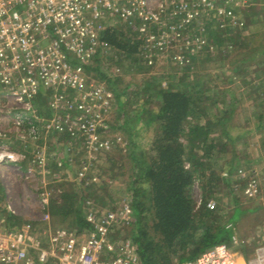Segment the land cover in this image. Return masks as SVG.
I'll return each instance as SVG.
<instances>
[{
    "label": "built area",
    "instance_id": "built-area-1",
    "mask_svg": "<svg viewBox=\"0 0 264 264\" xmlns=\"http://www.w3.org/2000/svg\"><path fill=\"white\" fill-rule=\"evenodd\" d=\"M208 12L243 24L232 5L216 0H0V166L8 162L19 169L20 162L27 161L26 177L39 178L38 221L46 222L45 226L33 220L12 226L0 222V264H143L128 231L133 218L129 197L101 204L83 193L87 224L73 228L52 224L50 182L62 181L65 173L61 167H50L45 139L64 136L70 145L80 141L83 156L78 153L77 178L81 190H87L101 173L93 160L111 147L117 102L107 78L94 76V63L107 58L112 49L116 60L125 56L108 40V33L136 44L138 56L152 63L153 48L166 52L177 45L192 50L206 45L208 40L194 30L183 37L180 31L187 30V24L204 29ZM127 29L138 33L136 40L126 35ZM173 58L189 60L183 51H176ZM38 96L47 99L50 114L35 101ZM6 126H13L21 140H41L44 145L36 144L33 156L15 150L1 140L7 137L1 129ZM56 148L62 150L60 145ZM62 158L73 163L71 155L70 160ZM222 175L247 178L244 193L259 192L256 175L244 167L224 170ZM202 195L197 205L202 204ZM207 206L214 208L216 201L208 199ZM9 208L15 214L10 204ZM233 239L238 240L236 235ZM242 260L233 247L219 242L180 264H264V243Z\"/></svg>",
    "mask_w": 264,
    "mask_h": 264
},
{
    "label": "rangeland",
    "instance_id": "rangeland-1",
    "mask_svg": "<svg viewBox=\"0 0 264 264\" xmlns=\"http://www.w3.org/2000/svg\"><path fill=\"white\" fill-rule=\"evenodd\" d=\"M216 1L232 5L237 20L242 21L243 24H238L227 16L208 12L203 16L204 29H200V24H196V27L187 24L188 29L180 31L181 37L186 33H192V30L202 35L208 40L203 47L194 46L192 50L191 47L185 48L177 45L178 47H169L166 52H156L153 48L150 50L151 53L155 51L152 63L138 56L137 50L130 52L122 47L120 49L125 53L122 59L116 60L114 58L115 49H112L109 50L107 58L94 63L96 79L111 78L113 84L109 83V85L118 92L115 106V120L118 128L114 129L111 134V147L93 160L96 168L98 167L97 172L101 173L97 175V179L90 182L87 190H81L82 187L77 178V165L80 162V155L83 156L80 141H74L70 145L64 136L46 137V151L51 157L50 167L53 169L61 167L65 173L62 181L50 182L52 184L51 199L61 201L63 193L64 197L75 194V198H79V194L86 193L98 203L103 204L118 197L129 196L128 193L131 191L128 185L135 170L131 149L136 144L137 151H148L154 135V128L145 124L148 112L141 113V110L144 107L154 108L158 104L160 88H178L179 85L184 87L185 82H188L191 88L198 86L199 97L204 99L206 106L212 107L216 106L215 100H218L220 107L224 104L228 105L227 100L231 97L227 93L221 94L222 90L237 89L238 96L243 100L238 103L232 115V127L233 124L236 125L232 133L236 136L239 128L251 131L237 141L226 140L223 144H219L220 146L218 145L217 152L210 160L211 165L214 163L213 160H216L215 165L209 166L204 179L196 180L193 193L195 199L202 193L203 201L204 198L216 201V206L209 208H218L222 222L227 226L231 223L228 227L235 226L234 235L238 239L235 243V248H237L235 251H241L246 257L258 245L264 243V128L256 127L258 119L253 112L256 108H254V99L251 96L247 97L244 91L246 87L244 78L247 72L232 70V66L239 63V60L247 53L258 54L259 59L264 58V0ZM125 32L131 40H136L135 36L138 33L134 30L127 29ZM213 33H218L222 39L215 40ZM120 41L125 42V40ZM240 41H243L244 45H239ZM138 48L140 49V45ZM176 51L185 52L191 61L184 63L176 61L173 58ZM247 62H249V69L260 68L259 65L255 66L256 61L250 58L240 65L246 68ZM209 95L211 97H208ZM35 101L43 103L41 109L44 113H51L45 97L38 96ZM139 114L140 119H137ZM1 129L7 134V137L1 140L8 142L15 150L28 153L30 156H33L36 144L44 145L41 140L37 142L32 139L21 140L15 134L16 129L13 126ZM58 145L62 147V150L56 148ZM69 155H71L72 164L62 158L65 156L69 159ZM232 162L236 163L234 169L243 166L248 171L253 170L260 184L256 195L251 196L244 193L243 188L248 182L247 178L236 179L234 185L233 180L226 182L221 179L222 164L229 165ZM26 164V160L20 162L19 169L8 162L0 166V221H7L10 204L16 210L18 224L33 220L38 225L45 226L46 222L38 221L41 216V203L37 189L39 178L38 176L26 177L23 172ZM206 183L212 186L207 196L204 195L203 187ZM72 212L63 215L51 213L52 224L78 227L73 221Z\"/></svg>",
    "mask_w": 264,
    "mask_h": 264
},
{
    "label": "trees",
    "instance_id": "trees-1",
    "mask_svg": "<svg viewBox=\"0 0 264 264\" xmlns=\"http://www.w3.org/2000/svg\"><path fill=\"white\" fill-rule=\"evenodd\" d=\"M213 37L215 40L222 39L218 33H213ZM107 38L112 44L130 52L137 49V45L128 40L120 41L123 39L116 32L108 33ZM238 44L244 45L243 41ZM248 58L256 61L255 66L259 65L260 68L249 69V62L243 68L240 64ZM241 60L232 66V70L247 72L244 91L247 97L254 99L256 108L253 112L258 119L256 127L264 128V58L247 53ZM107 81L113 84L111 78H107ZM188 84L185 82L184 87L179 85L178 88H160L158 104L154 108H142L141 113L148 112L145 124L154 128V135L148 151H137L136 144L131 149L135 170L128 185L131 191L128 197L133 206L128 231L143 264H180L219 242L237 249L233 239L235 226L228 227L222 222L218 208L210 209L207 206L208 198H204L198 206L193 188L196 180L204 179L209 168L215 165L216 160H213V165L210 160L219 144L226 140L237 141L251 131L239 128L236 136L232 133L236 125L232 127L231 118L243 99L238 96L237 89L226 88L221 94L230 95L228 105L220 107L218 100H215L216 106H206L204 99L198 95V86L191 88ZM115 119L116 114L112 123L114 129L118 128ZM137 119H140V114ZM186 162H189V167ZM235 164H222L220 177L223 181H231L222 172L233 170ZM203 187L204 195H209L212 186L206 183ZM63 195L61 201L51 199V213L63 215L73 211L74 223L78 227L86 225L82 207L84 195L79 194V198H75V194L68 197ZM6 220L12 226L17 223V216L9 211Z\"/></svg>",
    "mask_w": 264,
    "mask_h": 264
},
{
    "label": "crops",
    "instance_id": "crops-1",
    "mask_svg": "<svg viewBox=\"0 0 264 264\" xmlns=\"http://www.w3.org/2000/svg\"><path fill=\"white\" fill-rule=\"evenodd\" d=\"M241 167H243V166H241ZM244 168H245V167H244ZM235 169H236V168H235ZM235 169H233V170H235ZM231 171H232V170H231ZM252 171H253V170H252ZM236 179H237V177H232V178H231V180H233V181H232V182H233V185H234V181H236ZM239 180H240V179H239ZM239 180H238V181H239ZM241 180H242V179H241ZM238 181H237V182H238ZM258 181H259V180H258ZM243 191H244V188H243ZM8 212H9V211H8ZM0 222H2V221H0ZM240 255H241L242 258H243V254L239 252V256H240Z\"/></svg>",
    "mask_w": 264,
    "mask_h": 264
},
{
    "label": "bare ground",
    "instance_id": "bare-ground-1",
    "mask_svg": "<svg viewBox=\"0 0 264 264\" xmlns=\"http://www.w3.org/2000/svg\"><path fill=\"white\" fill-rule=\"evenodd\" d=\"M235 252H236V256H237L239 262H242L243 260H242V258L239 256V252H240V251H235Z\"/></svg>",
    "mask_w": 264,
    "mask_h": 264
}]
</instances>
